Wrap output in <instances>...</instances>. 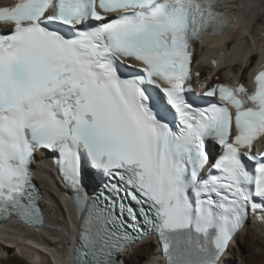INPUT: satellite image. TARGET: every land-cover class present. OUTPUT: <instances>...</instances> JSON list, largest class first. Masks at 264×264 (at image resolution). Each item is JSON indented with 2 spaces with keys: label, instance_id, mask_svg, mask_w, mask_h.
Masks as SVG:
<instances>
[{
  "label": "snow or ice",
  "instance_id": "1",
  "mask_svg": "<svg viewBox=\"0 0 264 264\" xmlns=\"http://www.w3.org/2000/svg\"><path fill=\"white\" fill-rule=\"evenodd\" d=\"M213 3L17 0L0 8V25L7 26L0 30V210L20 208L38 220L35 209L21 204L32 187L34 152L58 151L65 178L77 188L83 154L108 178L120 209L116 215L89 205L83 238L93 264H112L114 250L131 242L126 231L114 234L109 227L123 226L125 217L133 229L143 221L158 233L167 264H218L249 207L264 213V152L260 160L250 154L264 137V70L247 99L237 95L243 87L204 93L218 90L235 109L234 137L227 107L200 110L188 102L189 45L219 19ZM97 5L116 17L106 20ZM118 61L138 62L143 74L122 79ZM156 89L164 98L159 106L151 94ZM170 111L178 132L163 115ZM207 139L223 154L211 164L218 175L202 178L210 160ZM245 157L255 162L254 174Z\"/></svg>",
  "mask_w": 264,
  "mask_h": 264
},
{
  "label": "bare ground",
  "instance_id": "2",
  "mask_svg": "<svg viewBox=\"0 0 264 264\" xmlns=\"http://www.w3.org/2000/svg\"><path fill=\"white\" fill-rule=\"evenodd\" d=\"M222 4L234 23L220 37L203 40L198 46L192 87L223 82L247 86L253 67L264 60V0H222ZM5 5V0H0V6ZM37 158L42 163L35 171L43 224L20 229L10 220V225H0V264H71L86 213L70 212L51 155L39 153ZM28 248L29 261L13 254L15 249L21 254ZM156 249L154 240L146 239L121 251L113 264H164ZM223 264H264V220L245 224Z\"/></svg>",
  "mask_w": 264,
  "mask_h": 264
},
{
  "label": "rangeland",
  "instance_id": "3",
  "mask_svg": "<svg viewBox=\"0 0 264 264\" xmlns=\"http://www.w3.org/2000/svg\"><path fill=\"white\" fill-rule=\"evenodd\" d=\"M5 237V235L3 236V238ZM23 248H21V250H22ZM17 250V251H16ZM29 248L28 249H24V251L22 252V253H24V256H23V254L21 255L20 254V252H19V250L18 249H15V251L13 252V254H16V255H18V257L20 258V259H22V260H26V258L28 257V254H29ZM26 254V255H25ZM26 261H29V258H27V260ZM42 263V262H41ZM40 262H36V264H41Z\"/></svg>",
  "mask_w": 264,
  "mask_h": 264
}]
</instances>
